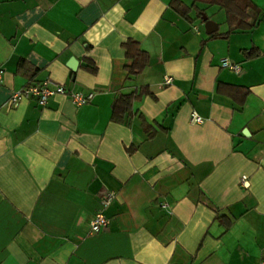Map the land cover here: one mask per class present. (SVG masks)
Wrapping results in <instances>:
<instances>
[{"label":"crops","instance_id":"crops-1","mask_svg":"<svg viewBox=\"0 0 264 264\" xmlns=\"http://www.w3.org/2000/svg\"><path fill=\"white\" fill-rule=\"evenodd\" d=\"M170 1L0 0V264L264 261V0H251V30L215 37L201 15L224 34L223 9L180 0L185 17ZM126 40L148 55L131 78ZM47 79L93 97L7 104ZM219 83L246 88L243 103ZM133 91L131 114L113 121V99ZM97 211L108 223L90 234Z\"/></svg>","mask_w":264,"mask_h":264},{"label":"trees","instance_id":"trees-1","mask_svg":"<svg viewBox=\"0 0 264 264\" xmlns=\"http://www.w3.org/2000/svg\"><path fill=\"white\" fill-rule=\"evenodd\" d=\"M196 2L208 6L216 5L225 12L228 31L224 34L214 32L209 35L210 37L219 35L226 36L235 30H251L256 25V22H258L261 13V10L257 9L251 0H193L192 6L197 10L198 14H200V11L203 9L200 10L196 6ZM170 5L182 16H188L189 7L183 4L180 0H171ZM122 47L125 56L130 59V63L126 66V70L127 77L131 78L139 74L145 67L148 55L139 47V44L133 40H126L123 42ZM244 54L248 57H252L257 56L259 52L256 48H251L245 50ZM22 62L19 65L20 67L24 64ZM85 67L90 71L95 72L96 67L94 64L88 62ZM216 92L232 97L237 105H241L248 94V90L242 86L225 85L220 83L217 84ZM138 97L139 93L135 91L115 97L111 104V119L116 122L123 121L125 115L129 116L131 114L132 103Z\"/></svg>","mask_w":264,"mask_h":264},{"label":"built area","instance_id":"built-area-1","mask_svg":"<svg viewBox=\"0 0 264 264\" xmlns=\"http://www.w3.org/2000/svg\"><path fill=\"white\" fill-rule=\"evenodd\" d=\"M220 65L226 67L231 71L239 72V66L235 63L230 62L227 58H222L220 60ZM172 78L170 76H165L163 84H171ZM55 94H65L69 97L71 102L75 105H82L88 103L92 97L93 93H81V92H67L66 88L59 83L53 82L50 79H47L41 83L37 84H28L19 91L13 92L7 100V104L12 106L15 105L22 98L34 97L40 106H44L47 100ZM190 122L192 124H201L203 123V118L197 114L196 111H191L190 113ZM246 177L242 176L241 181L244 182ZM244 184V183H243ZM114 198L113 192H108L104 194L101 198V203L107 205ZM165 208H168V205L165 203L163 205ZM108 223V218L102 211L95 212L89 220V232L90 234H95L100 232L103 228L106 227ZM259 264H264V261H261Z\"/></svg>","mask_w":264,"mask_h":264},{"label":"water","instance_id":"water-1","mask_svg":"<svg viewBox=\"0 0 264 264\" xmlns=\"http://www.w3.org/2000/svg\"><path fill=\"white\" fill-rule=\"evenodd\" d=\"M201 19L204 22V29L207 34H212L217 30V24L214 21L208 19L206 15L202 14ZM68 66L71 70H74L76 67V60L70 59ZM242 133L245 135L247 133L246 129L243 130Z\"/></svg>","mask_w":264,"mask_h":264}]
</instances>
